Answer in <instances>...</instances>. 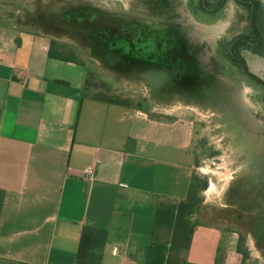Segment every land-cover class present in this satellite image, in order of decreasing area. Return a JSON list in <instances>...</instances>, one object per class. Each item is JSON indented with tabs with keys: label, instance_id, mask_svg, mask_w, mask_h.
<instances>
[{
	"label": "crops",
	"instance_id": "0c3cea01",
	"mask_svg": "<svg viewBox=\"0 0 264 264\" xmlns=\"http://www.w3.org/2000/svg\"><path fill=\"white\" fill-rule=\"evenodd\" d=\"M48 49L0 27V264H244L239 232L188 199L189 129Z\"/></svg>",
	"mask_w": 264,
	"mask_h": 264
},
{
	"label": "rangeland",
	"instance_id": "374dc122",
	"mask_svg": "<svg viewBox=\"0 0 264 264\" xmlns=\"http://www.w3.org/2000/svg\"><path fill=\"white\" fill-rule=\"evenodd\" d=\"M256 1L257 45L240 50L264 80V0ZM212 9L201 0H0V27L69 46L102 92L189 129L203 220L239 232L244 264H264V86L229 57L238 37L254 38L252 5L221 0Z\"/></svg>",
	"mask_w": 264,
	"mask_h": 264
},
{
	"label": "trees",
	"instance_id": "16d2710c",
	"mask_svg": "<svg viewBox=\"0 0 264 264\" xmlns=\"http://www.w3.org/2000/svg\"><path fill=\"white\" fill-rule=\"evenodd\" d=\"M238 2L241 4L248 5V6L252 5L251 3L242 2L241 0H238ZM256 4L258 5V1H256ZM201 7L204 10H208V11L213 10V9H211V10L207 9L203 3V0H201ZM255 23H256L255 24L256 28L259 31V28L257 26V13L255 14ZM243 45H248V46L251 45L252 46V45H257V44H249L247 41H240V42H238V44L236 45V48H235V52L237 54L240 55V53H241L240 49ZM48 56L50 58L61 60V61L84 64V62H82L81 60L78 59L76 52L72 48H70L69 46H67L65 44L59 43L56 39H51V41H49ZM229 57H231L232 59H234L238 63L240 62L231 53H229ZM195 179H196V175H193L192 181L190 183L189 191H188V199L190 201H195V202L200 203V199L195 195L196 194L195 188H197V183H195V181H196ZM206 186H207V183H205L203 185L204 188ZM237 249H238V252L243 257V262H245V260L249 257V250H248L247 246L245 245V240L243 239V237L239 238Z\"/></svg>",
	"mask_w": 264,
	"mask_h": 264
},
{
	"label": "water",
	"instance_id": "95a60500",
	"mask_svg": "<svg viewBox=\"0 0 264 264\" xmlns=\"http://www.w3.org/2000/svg\"><path fill=\"white\" fill-rule=\"evenodd\" d=\"M242 2H246V3H251L252 4V9H251V27H252V31L254 33V38L253 39H250V37H247V36H240L238 37L234 43L232 44L231 46V54L236 58L238 59L239 61H241L242 63V68L244 70V72H246L248 75H250L251 77H253L256 81L264 84V80L260 79L259 77L255 76L254 74H252L245 62H244V59L235 52V48H236V45L238 44V42L240 41H252V42H256L257 40V34H256V31H255V7H256V2L255 0H241ZM221 0H218L216 3H214L213 5H209L206 0H203V3L205 5L206 8L208 9H212V8H215L217 7L219 4H220Z\"/></svg>",
	"mask_w": 264,
	"mask_h": 264
},
{
	"label": "flooded vegetation",
	"instance_id": "af4514ba",
	"mask_svg": "<svg viewBox=\"0 0 264 264\" xmlns=\"http://www.w3.org/2000/svg\"><path fill=\"white\" fill-rule=\"evenodd\" d=\"M218 1V0H217ZM214 4V3H213ZM212 4V5H213ZM257 41V40H256ZM255 42H253V44H254ZM252 46H256V45H252ZM247 52H250V50H248ZM240 56L244 59V62L246 63V66H247V68H248V70L252 73V74H254L252 71H251V69L248 67V65H250L251 66V64L249 63V60H248V57H249V55L248 54H246L245 52H242V50H241V53H240ZM251 61V60H250ZM240 64H241V66H242V63H241V61H240ZM246 73V72H245ZM247 74V73H246ZM248 75V74H247ZM255 76H258V75H256V74H254ZM249 77H251L250 75H249ZM259 77V76H258ZM254 81H256L253 77H251ZM257 83H259V84H261V85H263L264 86V84H262V83H260V82H258V81H256Z\"/></svg>",
	"mask_w": 264,
	"mask_h": 264
},
{
	"label": "built area",
	"instance_id": "2783aa9c",
	"mask_svg": "<svg viewBox=\"0 0 264 264\" xmlns=\"http://www.w3.org/2000/svg\"><path fill=\"white\" fill-rule=\"evenodd\" d=\"M73 174H79L82 175L84 178L92 179L93 178V171H81L80 169L74 168L72 169Z\"/></svg>",
	"mask_w": 264,
	"mask_h": 264
}]
</instances>
